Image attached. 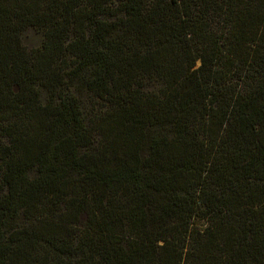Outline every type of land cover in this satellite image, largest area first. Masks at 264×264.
I'll return each mask as SVG.
<instances>
[{
	"label": "trees",
	"instance_id": "obj_1",
	"mask_svg": "<svg viewBox=\"0 0 264 264\" xmlns=\"http://www.w3.org/2000/svg\"><path fill=\"white\" fill-rule=\"evenodd\" d=\"M0 264H264V0H0Z\"/></svg>",
	"mask_w": 264,
	"mask_h": 264
},
{
	"label": "rangeland",
	"instance_id": "obj_2",
	"mask_svg": "<svg viewBox=\"0 0 264 264\" xmlns=\"http://www.w3.org/2000/svg\"><path fill=\"white\" fill-rule=\"evenodd\" d=\"M42 40V35L39 33L38 30H36L35 28H29L24 37H23V42L25 44V46L27 48H35L38 47L41 43ZM232 81V79H231ZM83 106L85 107V109L88 108V104L86 102H83Z\"/></svg>",
	"mask_w": 264,
	"mask_h": 264
}]
</instances>
